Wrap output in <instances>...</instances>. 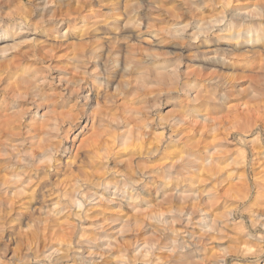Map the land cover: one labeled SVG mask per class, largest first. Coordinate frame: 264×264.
<instances>
[{
    "label": "rangeland",
    "instance_id": "rangeland-1",
    "mask_svg": "<svg viewBox=\"0 0 264 264\" xmlns=\"http://www.w3.org/2000/svg\"><path fill=\"white\" fill-rule=\"evenodd\" d=\"M0 108L61 146L0 264H264V0H0Z\"/></svg>",
    "mask_w": 264,
    "mask_h": 264
},
{
    "label": "bare ground",
    "instance_id": "bare-ground-1",
    "mask_svg": "<svg viewBox=\"0 0 264 264\" xmlns=\"http://www.w3.org/2000/svg\"><path fill=\"white\" fill-rule=\"evenodd\" d=\"M239 35H241V33ZM257 38H258V35H257ZM13 64H15V63H13ZM75 80H76V77L72 76L71 83L72 84L77 83V82H75ZM90 85H92V84H89V80L81 79L75 85L74 89L73 88L70 89V99H73V100L78 99L79 98V95H78L79 90H82L83 93H85V92L87 93V91L90 90L92 87V86L90 87ZM15 89H12V92ZM46 97H43V98H46ZM41 98L42 97H40V99ZM47 99H48V97H47ZM39 102H41V101H39ZM56 104H57V102H55L54 107ZM5 107H6V105H5ZM0 109H2V108H0ZM4 109H6V108H4ZM71 112H73V110L70 111V113ZM248 112H252V111H247V113L245 112V114L246 115L250 114ZM68 113H69V111H68ZM94 114H95V112H94ZM94 114H91V115H94ZM100 114L101 113H98L95 115V117L94 116L93 117L96 118L97 115L99 117ZM245 114H243V115L245 116ZM5 115H7V114L5 113ZM80 115L81 114L77 113V115H74L72 118H69V119H67V118L62 119L61 118L62 115H60V114L58 116H60V118L62 120L61 121L62 125L66 124V123H68L69 125L70 124L76 125L77 122L81 119ZM243 115H242V117H243ZM253 115H254V113H253ZM7 116L0 117V191H4L6 195L7 194L9 195V197L16 196L14 199L6 201V205L11 206L12 208L15 207L17 204H21V206H24V205L28 206L31 203H33L34 195L38 190H42V189L44 190L46 188H50L51 186H53L52 182H50L49 180H45L41 176L43 174L42 172L46 173L47 178L52 176L51 169L53 168V166L50 162H51V159L53 157H56L58 153L60 154L61 146L58 143L53 144L54 142H52V140L46 144L45 141L42 139V136L47 135V132H48L47 131V127L49 124L48 120H50V119H48V117H49L48 115H47L48 117L44 116L42 119L43 121H41L39 124L37 123L36 125H33V126H32V124H31V126L27 125L28 128H27V131H25V132H22L23 124L20 121L23 118L21 119V117H17L20 119H11L9 117L7 119L6 118ZM100 116H102V115H100ZM91 117L92 116H89L90 121L93 118V117L92 118ZM247 117H250V115L249 116L247 115ZM53 118H52V120L54 121V119L58 118V117L55 116V118L54 119ZM260 118H262V117H260ZM260 118H259V122L262 120V119L260 120ZM86 119L88 121V117ZM98 119H100V118H98ZM93 121H94V119H93ZM54 122H56V121H54ZM56 123H59V122H56ZM61 123H59L57 125H61ZM23 130H25V129H23ZM131 135H133V134H131ZM36 139H37V141H36ZM91 139L92 138L90 137V140ZM93 142L94 141H92L91 143H93ZM96 143H97V145H96ZM96 143L90 144L91 145L90 148H92L93 152H95L96 149L99 147L98 142H96ZM6 146L11 147V154L9 155V158H4L2 156V150H4V149L6 150ZM65 149H66V151L64 153H68V149L67 148H65ZM81 150H82V146H79V147L77 146V149L74 151L75 152L74 156L78 157ZM40 157H45L46 159L44 158V161H43L42 158H40ZM64 157H68V156H64ZM23 162H25V164H23ZM54 165H56V164H54ZM67 165H68V163H67ZM65 168H67V167H65ZM55 169H57V171H59L58 170L59 167H55ZM203 170L205 171L206 169L203 168ZM57 171L53 172V173L58 174L60 172V171L59 172H57ZM28 193H31V195H29V196H27V198L23 199L22 197ZM26 200H28V202ZM57 205L58 204H56V206ZM79 205H80V203H79Z\"/></svg>",
    "mask_w": 264,
    "mask_h": 264
}]
</instances>
